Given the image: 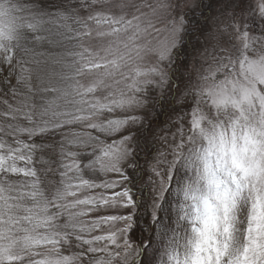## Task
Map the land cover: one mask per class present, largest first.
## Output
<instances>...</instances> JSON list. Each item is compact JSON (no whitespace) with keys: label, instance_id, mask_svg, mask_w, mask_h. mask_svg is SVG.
<instances>
[{"label":"snow or ice","instance_id":"1","mask_svg":"<svg viewBox=\"0 0 264 264\" xmlns=\"http://www.w3.org/2000/svg\"><path fill=\"white\" fill-rule=\"evenodd\" d=\"M0 75V264H264V0H0Z\"/></svg>","mask_w":264,"mask_h":264},{"label":"rangeland","instance_id":"2","mask_svg":"<svg viewBox=\"0 0 264 264\" xmlns=\"http://www.w3.org/2000/svg\"><path fill=\"white\" fill-rule=\"evenodd\" d=\"M18 1L9 0V3L12 5H15ZM255 2V0H254ZM18 15V13H17ZM220 19L218 18V13L216 10H214V13L210 17L206 32L201 37L200 46L194 51L191 52L187 61V69L188 72L191 73L192 77H196L197 70L203 71V65H204V57L207 56L212 51L213 44L216 43L215 40L212 39L213 36L218 35L222 39H226V36L222 33H217L216 28L220 25ZM162 26V25H161ZM207 49V51H206ZM7 83L4 81V78L2 75H0V100L3 99L4 92L7 91ZM158 95V93L156 94ZM2 107V105H0ZM150 108H155V111L152 112L150 119H154L157 117V113H160V108L156 107L155 105V97L153 98V102L149 106ZM190 111V109L188 110ZM179 115H183V113H177V112H171L169 111V114L167 116H162L163 122L158 124H152V129L150 130L148 143L150 145H154L156 151H153V154L151 158L148 159L147 165H152L156 163V159L160 152L167 151V149L162 144V138L167 136L169 140H171V134L176 131V127L173 124V121H175ZM160 118V117H158ZM157 119V118H156ZM169 128L171 129L169 131ZM155 133V138L151 135V133ZM161 160V163L157 166L160 168L161 171L164 170L165 164L162 162L163 157H159ZM170 159V157H169ZM163 215V214H162Z\"/></svg>","mask_w":264,"mask_h":264},{"label":"trees","instance_id":"3","mask_svg":"<svg viewBox=\"0 0 264 264\" xmlns=\"http://www.w3.org/2000/svg\"><path fill=\"white\" fill-rule=\"evenodd\" d=\"M14 1H18V0H14ZM214 10L215 9H212L211 11H210V13L208 14V20H207V22L204 24V30L200 33V35L199 36H196V35H192L191 37H190V39L188 40V42H187V44L185 45V52L183 53V55H182V59H184L185 60V64H187V61H188V58H189V55H190V53L191 52H194L199 46H200V42H201V37H202V35L206 32V29H207V24H208V21H209V19H210V17L212 16V14L214 13ZM162 116H164V115H159V117L160 118H158V119H156V118H154L153 120L155 121L153 124H158V125H160L162 122H163V120H162ZM152 154H153V152H152ZM152 156V155H151ZM149 158H151V157H149ZM141 164H145V161H144V159H143V154H142V157H141ZM187 174H186V172H185V170L181 167L180 169H179V171L177 172V178H178V180H182L183 178H185V176H186ZM173 186H175V181H173ZM172 197L170 196V199H171ZM140 236V232H139V230H137L136 232H135V234H134V237H133V239H135V238H137V237H139Z\"/></svg>","mask_w":264,"mask_h":264}]
</instances>
